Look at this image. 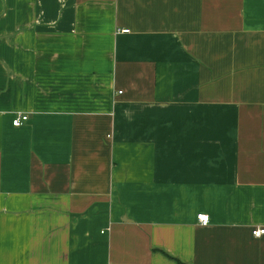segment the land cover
<instances>
[{
	"label": "crops",
	"instance_id": "0c3cea01",
	"mask_svg": "<svg viewBox=\"0 0 264 264\" xmlns=\"http://www.w3.org/2000/svg\"><path fill=\"white\" fill-rule=\"evenodd\" d=\"M256 227L264 0H0V264H264Z\"/></svg>",
	"mask_w": 264,
	"mask_h": 264
},
{
	"label": "built area",
	"instance_id": "2783aa9c",
	"mask_svg": "<svg viewBox=\"0 0 264 264\" xmlns=\"http://www.w3.org/2000/svg\"><path fill=\"white\" fill-rule=\"evenodd\" d=\"M122 32H128V29H123ZM28 120V115L27 114H21L19 113L12 121V124L14 126H20L21 124H23L24 121ZM197 219L198 221L203 224L206 225L209 222L208 216L206 214L203 213H199L197 215ZM252 233L255 237H260L261 235L264 234V227H256L252 230Z\"/></svg>",
	"mask_w": 264,
	"mask_h": 264
},
{
	"label": "trees",
	"instance_id": "16d2710c",
	"mask_svg": "<svg viewBox=\"0 0 264 264\" xmlns=\"http://www.w3.org/2000/svg\"><path fill=\"white\" fill-rule=\"evenodd\" d=\"M181 264H183V263H181Z\"/></svg>",
	"mask_w": 264,
	"mask_h": 264
}]
</instances>
